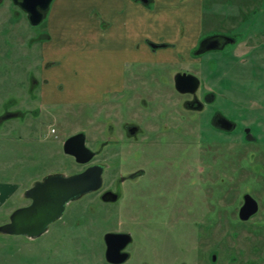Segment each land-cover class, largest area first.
Segmentation results:
<instances>
[{
	"label": "rangeland",
	"instance_id": "374dc122",
	"mask_svg": "<svg viewBox=\"0 0 264 264\" xmlns=\"http://www.w3.org/2000/svg\"><path fill=\"white\" fill-rule=\"evenodd\" d=\"M182 1L184 0H152L147 4L146 0H52L43 21L31 25L25 11L12 0H0V189L8 184L15 189L7 202L0 203V225L10 215L13 207L27 202L22 194L35 181L47 175H70L79 170L80 166L72 156L64 153L63 141L68 135L82 131L87 136L88 145L92 146L97 123L92 120L95 116L89 113L93 108L87 112L88 106L77 105L80 103L78 100L107 97L108 85L111 86L118 78V71L113 67L116 60L114 54L146 49L147 38L153 34L147 36L151 31L146 32L145 26L157 31L158 35L153 36L159 38H164L163 35L169 33L173 39L182 38L185 29L177 18L180 15L176 13ZM200 1L202 27L195 23L189 24L188 33H196L193 44L186 50L179 43L181 47L172 54L175 56L185 50L186 54H191L196 42L210 34H236L237 43L232 48V44H228L221 55L210 52L206 56V59L214 60L216 56H220L225 60V73H221L222 67L213 70V75L216 74L217 78L216 81L208 78V86L217 92L215 103L227 115L238 121L247 117L248 120H254V131L260 144L264 146V0ZM134 3H138L140 7H134ZM186 3V6H190V16L194 15L191 5L196 3L194 0ZM164 6L166 8H162ZM163 15H173L174 20L171 22L175 25L172 24L170 32H164L167 28L165 25L158 28L149 25ZM131 18L136 19L134 24H129ZM140 25L143 27L139 28ZM176 62L177 64L161 61L149 63L144 82L137 84L138 94L146 96L149 103H155V112L164 107L161 102L166 97L177 96L170 83V73L188 64L178 60ZM161 75L169 79L167 84L161 81ZM43 87L46 99L41 103L39 92ZM68 101L77 102L67 103ZM18 112L23 113L24 117L15 115ZM145 113L147 111L143 110V114ZM206 120L205 114H202V119L197 121L199 124L195 125V132L200 129L205 138L220 137L206 129ZM51 127L55 129V133L50 132ZM190 130L194 132L193 128ZM233 138L238 136L234 135ZM180 147L179 143L166 146L164 150L177 151ZM233 148L235 147L228 151ZM245 149H241L242 154ZM238 151L239 147H236L233 154L223 156L226 165L222 167L218 156L211 172L220 173L227 169V211L222 214V221L231 229L230 232L235 228L246 234L248 228H252L253 220L240 222L236 213L240 193L248 186L241 181L247 169L243 170L245 166ZM194 153L192 151L184 157H197ZM232 176L238 177L237 180H231ZM139 201L133 200L125 213L142 212ZM77 202L73 203L78 205ZM73 203L50 228L73 219ZM103 217L102 224H93L90 228L114 226L110 216ZM219 224H215L216 228H226L223 225L219 227ZM98 231L99 229L91 230L88 241L67 243L54 256L57 259L66 257L69 262L78 264H107L100 241L95 236ZM47 233L41 236L38 243L30 241L24 235L0 233V264H49L45 259L49 255L44 251V246L54 233ZM229 235L225 245L228 247L220 250L215 263L212 259L198 262L188 257L184 262L243 264L242 261L249 258L250 243L247 241L250 240L240 237L233 239L232 233ZM251 255L257 254L253 252ZM232 256L237 257L238 261L232 262ZM161 257L163 262L151 260L148 264H165L164 258L167 260L170 255L163 251Z\"/></svg>",
	"mask_w": 264,
	"mask_h": 264
},
{
	"label": "flooded vegetation",
	"instance_id": "af4514ba",
	"mask_svg": "<svg viewBox=\"0 0 264 264\" xmlns=\"http://www.w3.org/2000/svg\"><path fill=\"white\" fill-rule=\"evenodd\" d=\"M147 43L149 52L155 54L156 58L149 57L148 60L147 54H144L145 56L142 55L132 64L125 63L120 70V80L111 86L108 85V95L112 96L78 100L80 103L77 105L88 106L87 112L93 108L89 112L95 116L92 120H96L97 123L95 137L92 139L93 145H88L87 136L82 131L72 133L66 139L82 133L84 145L92 155L85 162H77L73 155L66 154L72 156L80 166L74 173L90 166L99 167L101 170L99 186L67 202L62 215L49 223L45 231L38 236L11 234L1 230L0 233L24 235L34 243H38L41 236L48 231L54 233L44 246V251L49 255L45 259L49 264H78L69 262L66 257L57 259L54 255L67 243L88 241L93 229H99L95 236L100 241L103 258L107 264H148L151 260H155L156 263L163 262L161 257L163 251L170 255L167 260L164 258L165 264H186L184 260L187 257L198 262L212 259L215 263L220 250L228 247L225 245L229 234L232 233L233 239L240 237L250 240L247 241L250 243L247 256L249 258L242 261L243 264H264V146L260 144L254 131V120H248L247 117L238 121L227 115L215 103L217 92L208 86V78H214V81L217 78L216 74L213 75V70L222 67L221 73H225L223 67L225 60L220 56H216L214 60L206 59V56L210 52L221 55L228 44H232L230 46L232 48L237 43L236 34L207 35L196 42L193 52L188 54V57L178 54L171 59L161 52L172 48L174 43L164 40H147ZM209 44L222 47L199 51ZM175 58L188 64L170 73V83L177 96L166 97L161 102L164 107L155 112V103H149L146 96L138 94L137 84L144 82L149 63L161 61L177 64ZM198 70L203 73L200 74ZM177 73L196 76L197 87L184 92L177 90L174 80ZM161 81L167 84L169 79L161 75ZM186 88H189L188 84ZM42 93L43 88L39 92L41 103ZM143 110L147 113L143 114ZM202 114L207 118L206 129L210 133L212 131L219 134L220 137L205 138L202 130L198 129L195 132V125L202 119ZM15 115L24 117L21 112ZM191 128L194 132L190 130ZM50 132L55 133V129L51 127ZM234 135L238 138H233ZM179 143L181 147L177 151L164 150L166 146ZM232 147H239L237 153L241 154L240 158L245 166L243 170L247 169L241 181L246 182L248 186L240 193L236 206L240 222L253 220L252 228L247 227L246 234L235 228L230 232L231 229L222 221V214L227 211V169L226 172H211L219 157L220 167L226 165L223 156L233 154L235 148L228 151ZM243 148H246L243 151L244 155L241 150ZM192 151L198 156L186 159L184 156L191 154ZM206 154L210 157L207 158ZM237 178L232 176L231 180L235 181ZM27 189L22 194L27 202L13 207L11 213L31 203V199L26 195ZM245 194H249L256 201L257 209L249 218L241 219L238 213L244 203ZM9 197L10 194L0 203L8 201ZM136 199L140 200L143 211L126 214V208ZM76 201L78 205L73 203ZM71 203L75 205L72 207L73 219L50 228L52 223L66 213ZM104 215L107 218L110 216L114 226L90 228L93 224L100 222L102 224ZM9 216L0 227L9 222ZM215 224L226 228H216ZM107 234L111 236L106 239ZM253 252L257 255H251ZM231 261L236 262L238 259L232 256Z\"/></svg>",
	"mask_w": 264,
	"mask_h": 264
},
{
	"label": "water",
	"instance_id": "95a60500",
	"mask_svg": "<svg viewBox=\"0 0 264 264\" xmlns=\"http://www.w3.org/2000/svg\"><path fill=\"white\" fill-rule=\"evenodd\" d=\"M51 1L13 0L16 5L25 11L31 25L42 22ZM218 47L222 46L209 44L199 51ZM174 80L176 89L181 92L192 88L194 90L198 84L196 76L186 73H177ZM187 84L189 85L188 89L186 88ZM63 148L65 153L73 155L77 162H85L92 155V152L84 145L82 133L67 138ZM100 173L99 167L90 166L69 176L63 174L45 176L41 181L35 182L32 187L27 189L26 195L31 199V203L15 209L9 216V222L3 224L0 230L5 233L25 234L33 237L40 235L49 223L62 215L67 202L99 186ZM256 209V201L249 194H245L244 203L238 216L241 219H247ZM110 236L111 234H107L106 239ZM106 255L109 256V248H107Z\"/></svg>",
	"mask_w": 264,
	"mask_h": 264
},
{
	"label": "crops",
	"instance_id": "0c3cea01",
	"mask_svg": "<svg viewBox=\"0 0 264 264\" xmlns=\"http://www.w3.org/2000/svg\"><path fill=\"white\" fill-rule=\"evenodd\" d=\"M150 1H152V0H146L147 4ZM188 1L189 0L182 1L179 5V8H177L178 10L176 12L177 15L178 14L180 15L177 18L180 20V22L182 23V25L184 26V29H185V31L183 32L184 36L182 35L183 36L182 38H178L177 40L173 39L172 36L170 35V33L163 35V37L165 36L164 38H159V36H157V37L153 36L154 34L158 35L157 31L151 30L150 27L148 28L147 26H145L146 32L151 31L150 33H147V36H148V34H153V35H149L147 40H152V41L164 40V41L174 43V46L172 48L164 49L161 52L162 55H168L169 59L174 58L178 54H184L185 55L186 50H188L190 45L193 44V40H195V39H193V37L195 36L196 33L191 34V35H190V33H188L187 29H188L189 24L195 23V24H198L200 27H202L201 26V20H200V15H201V11H202L201 1L200 0H194V3H196V4L194 6L191 5V10H192V13L194 14L192 16H190L189 11H188V8L190 6H186V4H187L186 2H188ZM133 6L137 7V8L140 7L138 3H134ZM162 8H166V6H164ZM198 14H199V16H198ZM172 16L163 15V17L157 19L160 21H157L155 19L156 21L149 23V25H151L153 28H158L162 25H165L167 28H165L164 32H167V31L170 32V27L172 26V24L175 25L174 23L171 22L172 20H174V19H172ZM135 21H136L135 18H131L129 24H134ZM155 22H159V23H155ZM160 22H161V24H160ZM124 24H126V23L124 22ZM142 27L143 26L140 25L139 28H142ZM160 35H161V32H160ZM179 43H181V46L183 49H186V48L187 49L185 51H182L183 53L182 52L176 53L175 56H173L172 52L176 51L177 49L179 50V48L181 47ZM137 50L138 51H132L131 52V50H130V51H124L123 53L114 54V58L116 60H115V63L113 64V67L118 71V78L116 81L120 80V70L125 63H131L132 64V63H134L133 61L139 60V58L144 54L145 55L147 54L148 60H149V57L152 58V57L156 56L152 52H149L148 45H147V48L144 50H141V49H137ZM186 55H188V54H186ZM154 58H156V57H154ZM116 61H117V63H116ZM42 96H43V102H44V100L46 99V92L44 90V87H43ZM13 192H14V188L12 187L11 184L5 185V187L3 186V188L0 189V202H2L7 195H9V194L12 195Z\"/></svg>",
	"mask_w": 264,
	"mask_h": 264
},
{
	"label": "built area",
	"instance_id": "2783aa9c",
	"mask_svg": "<svg viewBox=\"0 0 264 264\" xmlns=\"http://www.w3.org/2000/svg\"><path fill=\"white\" fill-rule=\"evenodd\" d=\"M51 131H53V129H51Z\"/></svg>",
	"mask_w": 264,
	"mask_h": 264
}]
</instances>
